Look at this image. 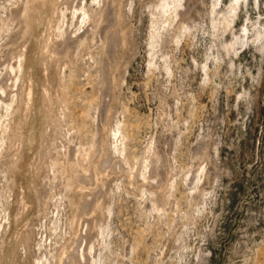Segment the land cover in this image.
Returning a JSON list of instances; mask_svg holds the SVG:
<instances>
[{
	"label": "rangeland",
	"instance_id": "rangeland-1",
	"mask_svg": "<svg viewBox=\"0 0 264 264\" xmlns=\"http://www.w3.org/2000/svg\"><path fill=\"white\" fill-rule=\"evenodd\" d=\"M50 1L0 0V264H264V0Z\"/></svg>",
	"mask_w": 264,
	"mask_h": 264
},
{
	"label": "bare ground",
	"instance_id": "bare-ground-1",
	"mask_svg": "<svg viewBox=\"0 0 264 264\" xmlns=\"http://www.w3.org/2000/svg\"><path fill=\"white\" fill-rule=\"evenodd\" d=\"M27 1H31V0H27ZM36 1V0H35ZM43 1H45V0H43ZM48 1V0H47ZM71 1V0H70ZM51 2V4H52V9H53V12H55V11H57V10H59L60 9V4H62V3H66L67 2V0H51L50 1ZM168 3V2H167ZM167 3H166V1H165V7H167ZM177 3H180V0H175L174 1V4H175V6L177 7ZM28 3H26V5H27ZM27 6H29V4L27 5ZM29 8V7H28ZM27 8V9H28ZM33 8V6L31 7V9ZM174 8V7H173ZM233 9H236V6H233ZM80 10V9H79ZM24 11H26V10H24ZM81 13H83V17L85 18L86 17V15H87V13H86V11H85V8H83V7H81ZM79 12V11H78ZM27 13H28V11H27ZM56 14V13H55ZM29 15V14H28ZM31 15V14H30ZM75 15V14H74ZM26 16V15H25ZM54 17H55V15H54ZM56 22V21H55ZM54 22V20L52 21L51 20V24H54L56 27H57V25H56V23ZM53 27V26H52ZM26 31V30H25ZM0 94H2V93H0Z\"/></svg>",
	"mask_w": 264,
	"mask_h": 264
}]
</instances>
